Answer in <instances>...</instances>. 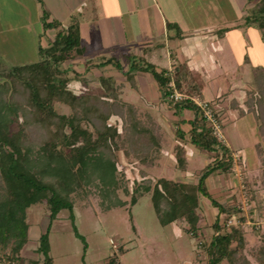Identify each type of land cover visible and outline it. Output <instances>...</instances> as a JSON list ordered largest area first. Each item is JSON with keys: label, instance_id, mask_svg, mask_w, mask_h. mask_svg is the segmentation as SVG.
Returning <instances> with one entry per match:
<instances>
[{"label": "trees", "instance_id": "obj_1", "mask_svg": "<svg viewBox=\"0 0 264 264\" xmlns=\"http://www.w3.org/2000/svg\"><path fill=\"white\" fill-rule=\"evenodd\" d=\"M249 2L255 7L245 18V25L259 29L264 37V0ZM43 21L45 30L58 32L48 46H39L38 62L0 69V253H3L0 262L21 264V253L30 241L28 211L35 205L47 204L50 224L40 238L39 251L46 257L45 264H52L49 257L52 223L63 210H69L70 218L74 217V196L85 188L98 196L104 213L128 205L132 209L142 197L150 195L160 224L163 227L186 224L194 239L199 237L201 228L202 199L207 198L217 211L211 240L201 242L200 246L206 253L207 264H264V245L250 253L252 261L243 228L228 226L235 217L246 222L242 211L233 202L221 204L207 184L212 174L231 173L233 164L232 150L217 141L192 100L206 87L205 77L193 72L187 63L177 64L173 71H158L153 63L142 65L135 60L129 71L124 72L134 89L136 72L151 74L163 100L172 109L194 113L192 120L181 121L188 123L190 130L188 137L178 131L183 143L173 150L182 171L187 172V144L212 158L195 184L166 178L156 180L146 170L159 168L164 160L169 140L163 126L151 113L124 101L120 89L109 95H78L72 91L70 83L80 77L77 73L70 78L72 70L63 66L89 52L80 22L73 17L68 27H62L60 22L49 21L47 13ZM169 27L180 30L178 26ZM109 65L123 71L116 58L104 59L98 67ZM254 81L257 88L246 91L248 99L240 112L242 117L254 114L264 134V70L255 73ZM174 89L189 99L174 102L171 99ZM58 105L69 107L71 114H63ZM234 106H238L237 101ZM113 117L121 119V130L110 123ZM121 152L143 168L142 180L134 183L130 193V203L119 194L127 182L125 176L118 174ZM251 200L257 201L251 213L257 209L262 212L261 200L253 195ZM77 235L82 238L78 232Z\"/></svg>", "mask_w": 264, "mask_h": 264}, {"label": "rangeland", "instance_id": "obj_2", "mask_svg": "<svg viewBox=\"0 0 264 264\" xmlns=\"http://www.w3.org/2000/svg\"><path fill=\"white\" fill-rule=\"evenodd\" d=\"M254 7L250 10V14L254 12ZM231 28L233 31L230 27H217L214 35L220 38L235 35V40H237L238 35L241 37L245 35L247 38L246 30ZM256 29L251 30L248 36L250 41L248 45L246 42L244 43L247 47L243 53L229 51L224 55L228 64L226 70L230 72L221 74L220 80L213 81L210 86L208 85L207 89L197 96L198 98L213 103L216 109L217 98L227 89L225 84L227 78L232 88L241 86L242 79L246 85L245 92L257 88L254 81L255 73L264 70V37L262 32ZM217 57L223 58L221 55H217ZM38 60L39 57L36 56L30 59V64L37 63ZM135 60L142 65L145 62H152L148 56L144 59L141 58V55L131 58V60L124 58L123 61H120L124 64L123 66L121 63L122 72L110 66L109 70L111 71L105 72L101 76V80L98 79V73L93 71L91 75L78 73V76L83 80L78 78L77 81L90 83L94 88L87 87V89L78 91L73 89V86L69 87L78 95L92 93L109 95L120 89L124 101L139 106L142 111L151 113L161 123L168 136V146L164 152L162 165L159 168L145 170L156 180L166 178L195 184L200 179L208 161L211 160L209 159L210 155L187 144L188 172L182 171L174 155H171L175 138V124L187 118L191 111L179 110L177 112L170 107L169 102L163 101L162 98L159 99L156 96L157 84L149 73L136 72L134 77L138 89H133L132 82L128 81L129 77L125 76L124 72L129 71L130 67L128 68V66H131ZM217 60L221 61L222 59L217 58ZM8 61L6 60V62ZM77 66L76 63L68 62L63 67L71 69L73 72L71 71L69 76L74 78L77 75ZM163 66L166 67L167 65ZM94 68L93 66L90 70ZM99 82H101V89L95 88ZM145 93H150L152 100H156L153 106L146 105L143 98ZM238 94L239 91L236 92V95ZM247 99L248 97L245 95L244 101ZM57 108L65 115L72 112L65 105H58ZM217 114L224 126L223 132L229 148L239 152L243 160L239 165V172L231 170V173L225 175L231 180V190L235 191L234 199L230 203H235L242 211V215L246 217L245 223L240 222L239 218L235 217L229 221V224L242 227L245 231L246 250L250 256V253L264 245V134L263 130L260 129L261 122L254 114L243 118H234L230 115L228 117L224 114L221 115V112L218 111ZM110 123L117 125L120 130L122 129L120 118L113 117ZM117 164L118 174L127 179L125 189L121 190L119 194L123 200L130 203V193L134 183L142 180L140 171L143 168L139 164H135L132 158H127L124 152L118 154ZM252 195L257 197V200H261L262 212L257 209L255 213H251V209L257 205L256 200H251ZM202 200L210 203L207 198ZM28 214L30 241L21 253L20 263L45 264L46 257L40 253L39 248L40 238L46 234L50 224L48 205H35L29 209ZM204 221L202 219L200 223L199 237L194 239L187 232L186 224L180 223L175 228L172 225L163 227L158 220L150 195L142 197L132 209L128 205L104 213L100 207L98 196L84 188L80 194L74 196V217L70 218L69 210H63L58 215L57 220L52 223L49 233V257L52 264H207L206 253L200 246L201 242L211 240L214 231L212 226ZM210 221L213 224L214 219ZM77 232L82 238L78 237ZM252 261H254L253 258ZM0 264H9V262L4 261Z\"/></svg>", "mask_w": 264, "mask_h": 264}, {"label": "crops", "instance_id": "obj_3", "mask_svg": "<svg viewBox=\"0 0 264 264\" xmlns=\"http://www.w3.org/2000/svg\"><path fill=\"white\" fill-rule=\"evenodd\" d=\"M254 6L249 0H0V67L9 69L28 65L30 59L38 57L40 45L48 46L53 41L58 30H45L43 17L47 13L49 21L60 22L62 27H68L73 17L80 22L81 34L89 46V52L84 58L73 62L79 66L75 68L77 73L91 75L93 71L98 73L101 80L105 72L111 71V65L98 67L102 60L116 58L123 61L124 58L141 55V58L148 56L158 71H173L177 64L187 63L193 72L205 77V90L213 81L220 80L221 74L230 72L226 70L225 54L229 51L243 53L246 50L250 41L248 36L256 28L245 25V18ZM169 25L178 26L180 30L170 29ZM223 26L231 30V27L246 30L247 38L245 35L243 38L238 35L237 40L235 35L223 38L215 36L216 28ZM245 42L247 45H244ZM217 58L222 60L218 61ZM93 66L95 68L90 70ZM241 82V86L232 88L228 78L225 80L227 89L215 102L221 115L245 117L241 116L240 109L244 108L246 85L243 79ZM71 86L78 91L94 88L90 83L77 80L72 81ZM100 86L101 82L95 88L101 89ZM156 90V96L161 99L158 85ZM151 97L150 93L143 95L146 105L150 107L156 103ZM236 101L238 106H234ZM193 118L194 113L191 112L183 120L187 122ZM181 121L175 124L173 150L183 143L178 131L182 130L188 137L190 130L189 124ZM185 147L187 149V145ZM173 150L171 155H174ZM209 159L212 160L211 156ZM207 184L211 194L221 204L227 205L233 201L235 191L231 190V180L225 174H212ZM199 213L206 224L213 225L210 220L215 221L217 211L211 203L202 201ZM179 224L172 226L175 228Z\"/></svg>", "mask_w": 264, "mask_h": 264}, {"label": "built area", "instance_id": "obj_4", "mask_svg": "<svg viewBox=\"0 0 264 264\" xmlns=\"http://www.w3.org/2000/svg\"><path fill=\"white\" fill-rule=\"evenodd\" d=\"M172 86L174 88L173 84H172ZM171 99L174 102H181V101L189 99V96L180 94L178 91H176L174 89V93L171 96ZM192 100L200 108L201 115L205 118V121H206L208 127L211 129V131H212L214 137L217 139V141L221 145H223L224 147L229 148V145L226 142L225 134L223 132L224 126H223L221 119L219 118L217 111L214 108V106L207 101L198 100L196 98H192ZM231 161L233 164L232 170L235 172H239V165H241V163L243 162L241 154L239 152H235L232 150ZM228 226H230L229 223H228Z\"/></svg>", "mask_w": 264, "mask_h": 264}]
</instances>
